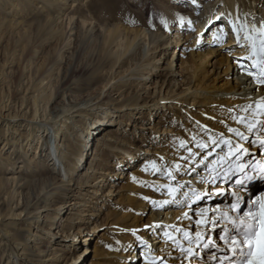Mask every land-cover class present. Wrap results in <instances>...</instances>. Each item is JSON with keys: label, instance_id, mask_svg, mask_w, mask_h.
Listing matches in <instances>:
<instances>
[{"label": "rangeland", "instance_id": "1", "mask_svg": "<svg viewBox=\"0 0 264 264\" xmlns=\"http://www.w3.org/2000/svg\"><path fill=\"white\" fill-rule=\"evenodd\" d=\"M12 2L18 4L17 8L6 10L11 7ZM47 2L48 0H0V16L19 22L18 26L0 32V264H73L77 261L88 264L89 259H93L95 242L96 246L103 248H106L109 241L118 243V234H113L111 230L114 219L110 216L106 218L107 212L110 209L124 220L131 218L133 213L131 207L122 209V206H125L122 202L127 195H133L132 191L129 192L128 188L120 186L130 182L129 184L138 186V190L141 189V184L144 189H149L145 175L150 171L147 159L142 156H150L162 150L163 154L174 151V135L184 127V121L195 124V121L187 116V112L180 113V116L172 114L174 109L170 107L176 108V104L171 105L170 102L152 110L153 103L150 100L160 98L168 90L165 84H161L165 76L158 77L153 74L156 65L166 64V57L160 59V48L157 49L155 58L152 52L144 56L140 49L139 52H127V44L133 42L134 35L131 31L146 27L155 33L170 37L167 56L173 61V68L179 74L178 82L181 88L187 86L181 76L180 57L189 59L193 42L201 47L211 44L212 41L213 44L216 43L214 35L211 36L205 29L200 31V38L186 39V31L197 33L195 27L198 25L187 16H182L187 24L182 29L174 22H170L169 26L163 25V28L159 27L158 23H147V14L144 12L147 8L144 7L148 3L152 4L150 0H58L51 4ZM155 4L156 8L157 5L160 8L162 16L172 15L177 18V11L172 9V6L179 5V0H155ZM261 5L264 9V0H261ZM231 17L234 18L233 13ZM144 22L145 25H140ZM219 24L222 26L225 23L223 21ZM114 27H120L119 34L122 35L117 36L114 42L104 48L101 36L106 29ZM124 28L130 30L129 42L126 45V38L121 32ZM224 40L223 38V42ZM219 47L227 52L225 53L228 57L232 56L231 43L225 41ZM195 49L196 46L192 48ZM158 58L159 61H156ZM209 58L208 67L212 75L215 71L211 72V64L215 58H221L219 55ZM147 63H152L149 70L145 67ZM214 76L215 74L211 80ZM142 77L146 79L141 80ZM234 77L233 73L232 80ZM253 85L255 86L253 83L246 86L245 92H255L257 97L260 96L261 92L252 89ZM222 94L227 95L220 93ZM180 101L182 102L181 99ZM145 102L150 103L144 105ZM190 104L192 105V102ZM74 107H82L78 116L69 114L73 110L68 114L64 113V110L70 111ZM102 109L114 114L111 123L105 125L107 133L101 132L92 142L89 141L88 147L81 146V128L86 127L88 122L95 120L97 116L102 117L98 114ZM249 123H252L251 120ZM234 134L235 132L231 135ZM241 144L245 146L244 143ZM136 146L142 147L145 153L141 154L140 158L137 156L139 162L133 171L135 178L127 182L123 179L124 176L128 177V165V169L118 170L123 177L115 179L112 186H107L108 171L120 166L125 156L119 152L122 149L134 152ZM248 146L261 149L257 143ZM232 148L233 141L223 152L236 155ZM50 149L57 152L59 159L56 158L53 162L46 160ZM262 149L264 153V148ZM88 150L91 154L88 153L86 157ZM252 150L253 148H250V151ZM82 152L84 160L75 158L74 163V156L79 157ZM252 155V161L260 160L255 154ZM118 156L120 157L117 158ZM55 161L56 168L52 171ZM135 164L136 161L131 167ZM66 168L72 170L73 181H59V184L51 185V172L61 177ZM202 183L203 181L196 182V189H203ZM190 184L194 185V182ZM263 188L264 186L258 189V193L247 196L252 197L250 199L253 200L254 217L258 216V219H255V227L264 207V192H260ZM186 191L188 192L183 191L179 199L181 203L175 204L178 208L176 211L180 214L187 213L189 219L193 220L195 207L201 200L192 201L190 208L186 209L183 206V202L187 200ZM64 192L66 195L62 197ZM136 197L143 198L141 194ZM97 199L98 203L95 204ZM60 201L64 202L54 222V227L58 226L55 229L58 234L52 236L42 226L50 223L46 220L52 209L48 208L60 206ZM90 205H95L94 208L98 209L91 208ZM179 205L181 208L185 207L186 211H182ZM150 210V207H146L144 213H139L136 223L145 220L151 214ZM161 212L159 222H163L165 227L172 226L174 220H166V211ZM86 213L93 215L89 217ZM131 227L132 225L127 226V229ZM191 230L194 234L193 225ZM44 237L48 239V247H40ZM211 237L210 234L206 235V238ZM161 238L163 237L159 236L153 242V249L163 246L166 240ZM244 240L249 246V260L257 251L252 253L253 245L248 243L247 238ZM213 243L218 244V241ZM15 245L17 247L14 252ZM194 252H200L198 247ZM156 253L157 250H153V253H148L147 256L156 257ZM141 254L142 248L136 249L137 257L135 256L133 263H136V258H142ZM193 258L195 257L191 255L187 264L199 263L196 259L192 261ZM197 258L202 261L205 253ZM40 259L46 263L40 262ZM226 260L225 257L222 259L223 264ZM161 262L162 260H157L156 264Z\"/></svg>", "mask_w": 264, "mask_h": 264}, {"label": "bare ground", "instance_id": "2", "mask_svg": "<svg viewBox=\"0 0 264 264\" xmlns=\"http://www.w3.org/2000/svg\"><path fill=\"white\" fill-rule=\"evenodd\" d=\"M57 1L48 0L49 4L51 2L56 3ZM150 2L152 4L148 3L144 7L147 8L144 10L147 14V23L152 25L158 23L159 27L163 28V25L169 26L170 22H174L177 27L180 26L182 29L187 24L184 21L181 22V18H183L182 16H187L190 20H195L198 25L195 27L197 33L186 31V39L190 37L195 39L200 38V31L205 29L209 31L211 36L214 35L216 43L214 42L213 44L212 41L211 44L201 47L198 46L199 44L196 45L193 42L192 48L196 46L197 49L192 50L190 48V54L188 53L189 59L183 58L184 56L180 57L181 76L184 78V83L187 86L186 88H181L178 82L179 74L173 68V61L168 59L167 56L171 42L170 37L167 38L168 36L162 33H155L146 27L145 29L136 28L131 31L134 35L133 42L127 44L130 38V30L127 28L122 29L121 32H123V36L126 38L125 45L127 44L128 47L127 52L131 53L140 49V52L144 56L152 52L151 54L155 58L157 56V49L160 48L162 49L160 59L166 57V64L161 66L156 65V71L153 74L158 77L165 76L161 84H165L168 90L160 98L150 100L153 103L151 106L152 110L155 108L159 109L166 102H170L171 105L176 104V108L170 107L174 109L170 110L172 114L180 116V113L187 112V116L194 120L195 124L188 122V120L184 121V127L179 129L174 135L175 142L172 146L174 147V151L172 150L170 153L164 152L163 154L162 150L158 153L154 152L150 156H142L143 159H147L150 171L148 175H145L146 182L149 183V189H144V185L141 184L139 185L141 189L138 190V186L129 184L130 182L120 186V188H128L129 192L132 191V196L127 195L125 200L121 201L125 205L122 206V209L127 206L131 207V210H133L132 217L124 220L122 216L117 215L109 209L106 218L110 216V218L114 219L111 230L113 234H118V243L115 244L109 241L106 243V248H103L96 246L95 242L92 252L93 259L90 258L88 264H145L144 257L148 253L152 254L153 250H157V260H162L163 264H187L191 255L195 257L192 261L196 259V262L197 260L199 261L198 264H223L222 259L224 257L228 260H226L225 264H264V227L261 226L260 219L257 222V227H255V219H258V216L254 217L252 211L253 200L250 199L252 197L247 198V196H250L249 194L256 193L260 187L264 186V153H262V148H264L262 146V142H264V124L260 123L264 122V112L256 108V101L264 97V84L257 83L255 77L248 74L247 68L241 67L242 63L245 66L250 63L249 61L238 60V58L248 55V50L237 46L236 36L232 31V24L229 23V21H232L239 26L242 21L246 20L248 22H255L257 28H259L260 24L264 23V9L261 5V0H198V3L202 4V6H199L198 3L193 4L192 0H179V5L172 6V9L177 11L176 19L172 15L168 17L162 16L158 5V9L155 7V0H150ZM17 5V3L12 2L11 7L6 10L9 11L11 8H17ZM231 13H233L234 18L231 17ZM222 18L225 20H220ZM14 21L0 16V32L18 26L19 22ZM223 21L225 24L221 26L219 22ZM140 25H145V22L140 23ZM119 28L114 27L105 30L101 36L104 48H107L108 44L114 42L117 36L122 35L119 34ZM244 31H247V28ZM223 38L225 39L224 42L227 41V43H231L233 46L231 49L233 52L232 56L230 54L231 57H228L227 52L219 47L221 44H224ZM183 50L184 48H182ZM212 55H219L221 60L215 58L211 64V72L215 71V76L211 80L214 74H210L208 58ZM156 61H159V58ZM152 63H147L146 69L149 70ZM251 70L255 71V69ZM233 73L235 76L234 80H232ZM143 79L146 78L142 77L141 80ZM212 81H214L213 84ZM252 83L255 84L252 89L261 92L260 96L257 97L255 92L250 94L245 92L246 86H251ZM220 93H226L227 95H220ZM190 102H192V105ZM149 103L145 102L144 105ZM249 104L252 105V108L244 111L243 109ZM193 105H195L194 108ZM191 108L193 109L190 110ZM81 109L82 107H74L70 111L64 110V113L68 114V112L73 110L69 114L78 116ZM98 114L102 117L97 116L95 120H90L86 127L81 128V146L89 145V141L92 142L95 137L101 135V132H106L105 125H109L111 118L114 116L112 111L107 109L100 110ZM240 117H244L242 122H238ZM249 120L252 123H249ZM249 125H253L251 130H249ZM229 129L235 131H230ZM236 131L242 133L247 139L236 135ZM234 132L235 134L231 135ZM232 141L234 143L232 151L236 155L223 152L224 148L232 143ZM46 142L49 143L50 141ZM225 142L226 144L224 145ZM241 142L244 143V147ZM253 143L259 144L261 149L248 146ZM107 145L109 144L107 143ZM250 148H253V150L250 151ZM88 153L91 154L88 150L86 157ZM119 153L125 156L120 166L118 165L114 170L108 171L107 176H109V179L107 186H112L115 179L122 178L123 176H120L121 172H118V170L128 169V165L130 166L127 172L129 173L128 177L126 176L125 178L124 176L123 179H126L127 182L132 180L133 177L135 178L133 171L137 166V162H139L137 156L140 158V155L144 154L145 151L142 147L136 146L134 152L122 149ZM252 153L259 157L260 160L254 159L252 161V157L254 156ZM81 154L79 157L74 156V163L75 158L76 160H84L83 152ZM46 157V160L49 162H53L56 158L59 159L57 152L53 149H50ZM86 157L85 159H87ZM135 161L136 164L131 167ZM56 164L55 161L53 165L54 170L52 169V171H55ZM241 166L244 167L243 172L241 171ZM156 169H159V171ZM201 170H203L202 173L200 172ZM71 171L66 168L61 177L51 172L49 182L51 185H56L61 181H73ZM201 175L202 177H200ZM84 176L85 174L82 177ZM249 177L251 179H247ZM238 178L244 180V187L242 189L238 188L235 183ZM202 181L203 189H196V182ZM190 182H194V185H191ZM169 188L176 189L174 197L169 194ZM184 190H188V192L186 191L187 200L183 202V206L186 209L190 208L189 206H191L192 201L201 200L199 205L196 204V214H194L193 220L189 219V215L186 218L185 214H180L176 211L178 208L175 204L179 202ZM109 191L111 192L110 189ZM233 192H236L242 200L238 209L232 208V205L237 203V196H233ZM260 192H264V188ZM135 194H141L143 198L140 199ZM65 195L64 192L62 197H65ZM163 201L174 202L162 204ZM63 202H61V205L59 204L60 206L48 208V210L52 209V212L48 213V220H46L50 223L42 226L52 236H57L58 234V232L55 233V229L58 226L54 227V222L58 218L57 214ZM153 202L156 203L154 204ZM94 203H98V199ZM90 207L94 208L95 205H90ZM146 207L151 208V214L142 222L136 223L137 215L139 216V213H144ZM185 207L180 208L182 211H186ZM163 210L166 211V220H174V223L170 227H165L163 222H159L161 211ZM245 212H251V215L244 216ZM86 215L90 217L93 213H86ZM84 220L86 221V219ZM128 222L131 224H128ZM130 225L132 227L127 229V226ZM192 225L195 230L194 234L191 230ZM176 228L180 229V231L177 232ZM81 229H85V227H81ZM158 230H160V233H158ZM165 232L170 233L173 239H168V237L164 236ZM184 232H188L189 238H185ZM198 232L200 233L199 237H197ZM230 232L235 238V244L229 239ZM157 233V237L162 236L163 238L161 239L166 241H164L162 247L156 246L153 249L152 244L157 240V237H155ZM207 234H210L212 237L215 236L218 244L213 243L212 237L210 239L206 238ZM221 236H224L228 242L225 243V240H221ZM245 238L254 247L252 253L257 251L249 260L247 258L249 246L246 240H244ZM40 243V247L49 246L48 239L45 237ZM16 247L15 245L14 252ZM197 247L200 250L199 253L197 252L198 256H203L205 253V258L202 261L197 258L198 256L194 252ZM138 248H142V254L140 255L142 258L140 260L136 258V263H133L135 262V256L137 255V253L135 255V252ZM182 249H191L192 254L188 255ZM233 249L237 251L234 252ZM175 254H178V256H174ZM40 262L46 263L45 260L41 259ZM73 264L86 263L77 261Z\"/></svg>", "mask_w": 264, "mask_h": 264}, {"label": "snow or ice", "instance_id": "3", "mask_svg": "<svg viewBox=\"0 0 264 264\" xmlns=\"http://www.w3.org/2000/svg\"><path fill=\"white\" fill-rule=\"evenodd\" d=\"M193 4H197V0H192ZM219 18V17H218ZM181 22H183V18H181ZM191 23V22H189ZM229 23L232 24V31L236 36L237 46L241 48H245L248 50V55L238 58V60H244L249 61L250 63L245 66L243 63L241 64L242 68H247L248 74L255 77L257 83L264 84V23L260 24V27L257 28V25L255 22H248V21H242L239 26H237L234 22L229 21ZM247 28V31H244V29ZM251 69H255V71H252ZM258 73V75H257ZM252 108V105L249 104L246 108H244V111H247L248 109ZM256 108L264 112V97L260 98V100L256 101ZM244 120V117H240L238 122H242ZM264 124V122H260ZM253 125H249V130ZM230 131H235L233 129H229ZM236 135L241 136L244 139H247V137H244L242 133L239 131H236ZM262 146H264V142H262ZM155 167V165H153ZM159 171V169H156ZM241 171H244V167L241 166ZM247 179H251L250 177ZM238 188L244 187V180L243 179H237L235 181ZM176 189L169 188V194L175 195ZM233 196H237V203L232 205L233 209H238L239 204L242 202L241 198L237 195L236 192L232 193ZM147 199V198H145ZM174 201H163L162 204H171ZM154 204L156 202H153ZM190 207V206H189ZM251 215V212H245L244 216ZM185 217L187 218V214H185ZM260 221L261 226L264 227V207H262L260 212ZM177 232L180 231V229H175ZM164 235L168 237V239H173L170 233L165 232ZM185 238H189L188 232H184ZM200 236V233H197V237ZM229 239L233 244L236 243L234 236L232 233H229ZM221 240H225V243L228 242V240L225 239L224 236H221ZM189 242L191 243V240L189 239ZM185 253L188 255H191V249H182ZM226 251V249H225ZM234 252H236V249H233ZM238 254V253H237ZM145 264H156L157 257L152 256L151 258L149 256L144 257ZM163 264V262H162Z\"/></svg>", "mask_w": 264, "mask_h": 264}]
</instances>
